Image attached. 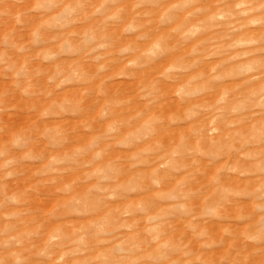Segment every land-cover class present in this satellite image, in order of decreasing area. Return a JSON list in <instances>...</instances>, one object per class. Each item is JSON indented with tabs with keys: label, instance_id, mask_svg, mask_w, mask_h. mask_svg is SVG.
<instances>
[{
	"label": "clouds",
	"instance_id": "obj_1",
	"mask_svg": "<svg viewBox=\"0 0 264 264\" xmlns=\"http://www.w3.org/2000/svg\"><path fill=\"white\" fill-rule=\"evenodd\" d=\"M0 264H264V0H0Z\"/></svg>",
	"mask_w": 264,
	"mask_h": 264
}]
</instances>
